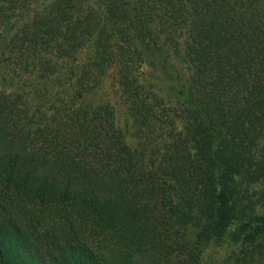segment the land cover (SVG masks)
<instances>
[{"label": "trees", "instance_id": "1", "mask_svg": "<svg viewBox=\"0 0 264 264\" xmlns=\"http://www.w3.org/2000/svg\"><path fill=\"white\" fill-rule=\"evenodd\" d=\"M208 246L264 264V0H0V264Z\"/></svg>", "mask_w": 264, "mask_h": 264}, {"label": "rangeland", "instance_id": "2", "mask_svg": "<svg viewBox=\"0 0 264 264\" xmlns=\"http://www.w3.org/2000/svg\"><path fill=\"white\" fill-rule=\"evenodd\" d=\"M85 53V52H84ZM86 54V53H85ZM84 54V57L87 56ZM106 67V66H105ZM104 73L102 74L104 78L102 79L101 84L94 90L87 91L86 94L88 97H93L95 102H108L111 106H114L117 111V119L124 120V115L126 111V106L124 104V100L122 98V94L120 91L119 84L117 83L116 72L118 70L116 65H111L104 69ZM142 70L147 71L146 67L142 68ZM141 69L139 71L142 72ZM101 71V70H100ZM155 83H160V81L155 80ZM164 92H160V96L163 97ZM194 222V221H193ZM193 222H187L185 224V232L186 234L184 238L190 240L189 242H195L196 238V228L191 227ZM195 224V223H194ZM188 227V228H187ZM195 227V226H194ZM182 230V229H181ZM199 247V245H198ZM229 249L223 248L218 251H215L212 247L208 246L204 249L202 254V264H225L224 260L228 261ZM247 252H253L248 250ZM254 253V252H253ZM177 255V256H176ZM176 259L172 257L170 264H185L184 258L180 255L176 254Z\"/></svg>", "mask_w": 264, "mask_h": 264}]
</instances>
